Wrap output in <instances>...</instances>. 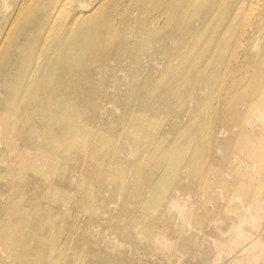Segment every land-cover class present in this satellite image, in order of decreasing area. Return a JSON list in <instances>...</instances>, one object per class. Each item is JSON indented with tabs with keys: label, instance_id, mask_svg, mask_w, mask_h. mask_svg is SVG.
Returning a JSON list of instances; mask_svg holds the SVG:
<instances>
[{
	"label": "bare ground",
	"instance_id": "1",
	"mask_svg": "<svg viewBox=\"0 0 264 264\" xmlns=\"http://www.w3.org/2000/svg\"><path fill=\"white\" fill-rule=\"evenodd\" d=\"M126 1H129L127 3L129 8L126 6ZM145 1L144 6V2L138 4L139 0H96L93 6L87 7L88 9L84 11L77 8L75 0H26L22 8L19 9L17 18L12 22V29L4 36L6 29L4 30L3 23L4 21L7 22L6 11L13 0H0V8L5 11V14L0 15L2 23V26H0V77L4 66L9 62L6 60H8V57L10 58L13 51V40L23 31L22 28L18 30L20 26L29 21V28L38 29L42 35L37 39L35 38L32 44L29 42L28 45V42H26L18 47L17 54L20 50L21 54L28 53L31 57L23 61L24 73L18 78L14 86L21 93L30 97L34 96L35 99L29 101L24 107H18L19 111L22 109V113H15L20 120L15 121L14 124H19L20 131H26L31 124H37L39 130L42 132L43 129L46 135L45 137L27 138L28 146L23 151H19L16 147L8 144V154L12 155V151H17V160L22 163V168L18 169L17 173L15 172L16 174L13 175V173L10 174V169H13L14 163L7 161L8 168L5 172L9 175L11 182L23 181L21 175L30 165L36 168L35 174H38V170H41L48 175H53L61 167L63 161L74 155H81L88 160H94L96 166H100L111 159L118 162H116L118 165L115 170L107 169L108 171H105L101 169L95 173L92 172L93 176H90L89 180L101 179L107 184L116 185L119 192H123L129 187L133 190L132 192H138L139 190L137 191L133 187L140 182H144V174L150 168L152 169L155 163L149 162L145 158L146 155L141 156L140 159L137 157L133 161L117 160L120 157L119 155L127 154L129 156L128 149L124 147L128 143L123 138L124 136L119 137L115 147H111L114 137H111V140L106 144L105 138L109 135L108 132L97 131L95 125L93 126L90 122L93 114L98 108L102 107V100L98 94L95 97V92L99 93L107 90L108 87L118 89L120 92L124 90L126 93L123 92L124 97L130 96L134 92H140L143 100L142 105L137 106L141 113L139 120L149 118L154 122L151 125L153 129L156 127L157 129L149 137L153 141L163 137L160 131L164 120H162V111L152 112V109H157V107H154L157 97L149 98L147 93L158 92L159 97L160 94H169L181 99L178 108L183 112L190 113L199 106H207V114H199L196 123L198 124L201 121L203 127L206 128L211 126L212 119L210 116L215 110H221V112L237 111L238 113L226 112L232 118L227 128L233 134L236 133L235 135L238 132L233 128L234 125H238V131L242 127L240 121H235L236 116L243 117L250 113L249 108L252 103L256 108L264 107V0ZM150 1H153L151 6H149ZM135 10L139 13L136 16L133 14ZM160 11L162 12L159 14ZM162 59L164 61L171 60L172 62L170 61L171 65L167 67V72L159 74L157 67ZM223 63L225 65L224 71L232 70V68L234 70V67H237L228 80H225L221 75L224 71L220 73V67ZM174 69H177V71L184 70L187 72V77L184 79L178 77L177 87L175 85L169 87L166 78L170 75L169 72ZM154 71L155 73H153ZM162 76L163 81H161ZM109 77H113V80L104 84L105 79ZM91 87L93 92L90 94ZM82 89H87L86 93L80 94L79 92ZM226 92H229V94L223 96ZM207 93L210 94L207 95ZM222 96L225 99H220L223 102L219 106L221 104L220 100L219 105L217 102ZM16 99L15 96H12L9 105H15ZM62 103L63 106L61 107ZM69 103L72 105L70 108ZM53 109L55 111L52 114ZM247 109L246 114H239ZM189 113L186 114L190 115ZM20 114H22L21 118ZM178 115L179 113H177ZM69 118L71 122L67 124L66 121ZM74 125L77 130L75 133L72 132ZM66 130L70 133L64 136ZM71 134L73 137H70ZM42 139L52 140L53 142L51 144L46 141L40 143L39 141ZM24 145L26 144L24 143ZM184 148L185 144L180 142L175 144L172 150L165 149L162 155L164 158L161 157L159 162L156 160L157 165L161 164L160 168L163 172L167 171V174L174 176L171 171V154L175 153L177 155L178 151H184ZM212 149L216 148L211 146L209 158H211ZM205 154V151L197 152V154H194L193 162L196 163V160L199 159L202 163ZM27 161L31 163L28 167ZM191 162L192 160H189L188 164ZM219 162L228 165L226 152L223 153ZM216 169L217 167L211 166L209 169L204 170V173H206L203 180L205 191L210 189L214 182L219 181L220 177L216 175L214 178L211 177ZM149 172L153 173L152 170ZM71 174L73 175V172ZM88 179L85 178L82 183L85 191H88L89 183L92 184ZM155 179L157 185L165 181L163 177L157 176L156 173ZM236 180L237 184L251 186L252 182L256 183L257 178H236ZM220 181L223 185L226 183L223 178ZM41 182L44 183L43 179ZM69 183L71 182L69 181ZM49 186L51 187V185ZM49 186L47 184L46 187ZM99 186L98 188H100ZM136 187L138 188V185ZM94 192L93 194H96L98 191ZM154 192H156V186L153 187ZM52 193L57 196L59 190L53 188ZM150 193L151 190L148 195ZM182 198L180 202L192 203L191 199L184 196ZM177 202L176 199H172L169 203V209ZM17 203L19 204V202ZM14 204L16 205V203ZM77 205L80 207L79 204ZM1 208L0 210H2ZM99 209L101 208L99 207ZM6 213L8 217L12 216L13 220L8 221L9 223L0 231V247L4 249L9 258V264H59L63 262L62 260L58 262V256L55 255L57 254L55 251L60 248L57 244L58 240H55L58 229H60L55 219L37 216V211L31 207H25L19 213L11 207L10 211L8 209ZM183 214L181 213V215ZM240 214L242 215L244 212L240 211ZM47 228L50 230L43 233L42 230ZM240 236L241 233L239 232ZM184 238L183 236L180 239ZM255 240L251 239L245 247H241L240 254H233L231 256L233 262L241 260L246 253L245 251L253 250ZM45 241L51 248L47 249V252L42 249ZM53 241H56V243L53 244ZM35 243L38 244V248L35 249L34 254L30 255L28 253L29 248ZM215 250L218 255L225 253L223 248L217 246ZM232 250L229 252L231 253ZM60 256L61 253L59 258ZM65 259L64 256V262Z\"/></svg>",
	"mask_w": 264,
	"mask_h": 264
},
{
	"label": "rangeland",
	"instance_id": "2",
	"mask_svg": "<svg viewBox=\"0 0 264 264\" xmlns=\"http://www.w3.org/2000/svg\"><path fill=\"white\" fill-rule=\"evenodd\" d=\"M25 1L13 0L6 11L7 22L5 23L4 21L3 23L4 30L6 29L4 36L12 29V22L17 18V13ZM95 1L75 0V4L78 9L86 11L91 5L93 6ZM128 2L126 1V4ZM142 2H144L145 6V0H139L138 4ZM152 4L153 1H150L149 6ZM126 6L129 8V4ZM2 14H5V11L0 8V15ZM133 14L136 16L139 13L135 10ZM1 24L0 21V26H2ZM29 25L28 21L18 29L21 30L22 28L23 31L16 38L14 37L15 39L12 43L14 46L13 51L10 58L8 57V60H6L9 62L6 64L7 66H4L0 77V193L2 192L0 194V208L3 207L1 208L3 211L0 210V226H2L0 231L9 223L8 221L13 220L12 216H9L10 219L7 216L6 211L8 209L10 211L11 207H13L19 213L25 207H31L37 211V216L53 218L58 223L60 229H58L55 240H58L57 244L60 248L55 251L57 253L55 255L58 256V262L61 260L64 262L65 256L64 264H71L72 261V264H264V107L256 108L253 103L249 108L250 113L243 117L240 115L235 117V121H240L242 124L239 131L238 125H234L235 127L233 128L238 132L235 135L236 133L233 134L227 128L232 118L226 112L238 113L237 111L228 110L221 112V110H215L210 116L212 124L209 128H206L203 127V122L196 123L199 114H207V106H199L190 113L183 112L178 108L181 99L169 94H160L159 97L158 92L147 93L149 98L157 97L155 99L156 105L154 106L157 109H152V112L157 110L163 112L162 120L164 122L160 131L163 137L153 141L149 137L157 129V127L153 129L151 125L154 122L149 118L139 120L141 113L137 106L140 107L143 100L140 92H134V94L124 97L126 94L124 90L120 92L118 89L107 86L108 89L104 90L105 93L104 91L95 92V97L98 94L102 100V107L97 109L90 122L93 126L95 125L97 131L108 132L109 135L105 138L106 144L111 140V137H114L111 147H115L119 137L124 136L123 138L128 142L124 147L128 149L129 156L127 154L119 155L120 157L117 160L124 162L133 161L137 157L140 159L141 156L146 155L145 158L149 162L155 163L154 167L149 169L153 173L151 172V174L146 170L149 173L144 174V182L138 183V188L136 187L137 185L133 187L137 191L139 190L138 192H132L133 190L130 187L123 192H119L116 185L107 184L101 179L89 180L88 178H91L90 176H93V173L101 169L105 171L115 170L118 162L116 161V163L115 160L111 159L112 162L107 160L103 163L104 165L96 166L94 160H88L81 155H74L63 161L61 167L55 173L56 175H48L41 170H38V174H35L36 168L27 161V167L30 166L21 175L23 181L11 182L9 180V175L6 173V168H8L7 161L14 163L13 169H10V174L13 173V175L17 173L18 169L22 168V163L17 160V151H12V155L8 154V144L16 147L19 151H23L28 146L27 138L45 137L46 135L43 129L42 132L39 130L37 124H31L26 131H20L19 124H14L15 121L20 120L15 113H22V109L19 111L18 107H24L29 101L35 99L34 96L30 97L21 93L14 86L18 78L24 73L23 61L31 57L28 53L21 54L20 50L19 54H17L18 47L26 42H28V45L32 44L35 38L42 36L38 29H31ZM170 61L160 60L157 72L159 74L167 72V67L171 65ZM224 63L220 67V73L224 71ZM236 68L235 66L234 70ZM234 70L233 68L232 70L228 69L221 75L225 80H228ZM169 73L170 75L166 78L169 87L172 85L177 87L178 77L182 79L187 77V72L184 70L177 71V69H174ZM109 78L105 79L104 84L113 80V77ZM161 81H163V76ZM85 91L87 89H82L79 93H86ZM90 91L91 94L93 92L92 87ZM209 94L207 93V95ZM228 94L229 92H226L223 96ZM12 96L17 98L15 105H9ZM223 96L218 99L217 104L219 105L221 102L219 106L222 105L223 101L221 100L225 99ZM68 106L69 108L72 107L71 103ZM54 111L55 109L51 113L53 114ZM247 112L248 109L241 111L239 114H246ZM177 113H179L178 116ZM21 117L22 114H20ZM111 121L114 122L112 123ZM66 122L69 124L71 119L69 118ZM75 128L74 125L73 133L77 132ZM68 133L70 132L66 130L64 136ZM111 134L113 135L111 136ZM70 137H73V135L71 134ZM164 138L165 140L163 141ZM160 140L161 142L159 143ZM45 141L50 144L53 142L45 139L39 142ZM180 142L185 144V148L184 151H178L177 155L175 153L171 154V171L174 175L171 176L167 174V171L163 172L161 170V164L157 165L156 160L159 162L161 157L164 158L162 155L165 149L172 150L173 146ZM211 146L216 149H212L211 158H209ZM199 151L206 152L203 162L201 163L198 159L194 163V154ZM224 152L227 153L228 165L219 162ZM189 160H192L190 164H188ZM15 164L17 165L15 166ZM211 166L217 167L214 170V172H217L215 174L213 172L211 177L214 178L216 175L220 178L219 181L216 179L218 182H214L210 189L205 191L203 180L206 173H204V170L209 169ZM72 172L73 175L71 174ZM155 173L165 180L160 185L155 182ZM60 176L62 177L61 179ZM248 177H256V183L250 181L252 182L251 186L237 184L236 178L246 179ZM85 178L92 182V184L89 183L88 191H85L82 186ZM222 178L226 181L224 185L220 181ZM42 179L44 183L41 182ZM47 184L48 186L51 185V187H46ZM154 186H156V192L153 193ZM53 188L59 190L57 196L53 195ZM94 190L98 192L93 194ZM150 190L151 193L148 195ZM101 193L104 194L102 195ZM183 196L191 199L192 203L180 202ZM172 199H176L178 202L169 209V203ZM71 203L72 205H70ZM75 206L76 208H74ZM99 210L100 212H98ZM240 211L244 212V214L241 215ZM181 213L184 214L181 215ZM49 230L48 228L43 229L42 232L47 233ZM239 232L241 233L240 237ZM183 236L185 238L180 239ZM251 239L255 240V248L245 251L246 253L241 260L233 262L231 256L240 254V248L245 247ZM104 240L106 241L104 242ZM56 241H53V244ZM37 245L35 243L29 248L30 252L28 251V253L30 255L34 254L35 249L38 248ZM216 246L223 248L225 253L218 255L215 250ZM42 249L45 252H47V249H51L47 245V241L44 242ZM230 250H232L231 253L229 252ZM60 253L61 256L59 258ZM63 262L59 264H63ZM9 263V258L4 249L0 247V264Z\"/></svg>",
	"mask_w": 264,
	"mask_h": 264
}]
</instances>
